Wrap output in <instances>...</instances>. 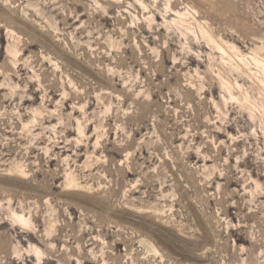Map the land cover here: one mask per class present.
Returning a JSON list of instances; mask_svg holds the SVG:
<instances>
[{
  "label": "rangeland",
  "instance_id": "obj_1",
  "mask_svg": "<svg viewBox=\"0 0 264 264\" xmlns=\"http://www.w3.org/2000/svg\"><path fill=\"white\" fill-rule=\"evenodd\" d=\"M0 264H264V0H0Z\"/></svg>",
  "mask_w": 264,
  "mask_h": 264
}]
</instances>
